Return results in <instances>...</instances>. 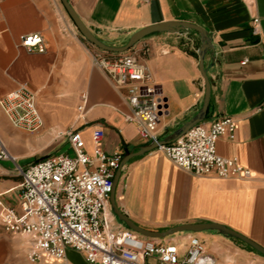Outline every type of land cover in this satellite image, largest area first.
<instances>
[{"label": "crops", "instance_id": "1", "mask_svg": "<svg viewBox=\"0 0 264 264\" xmlns=\"http://www.w3.org/2000/svg\"><path fill=\"white\" fill-rule=\"evenodd\" d=\"M67 2L80 21L111 46L123 45L140 29L168 21L192 23L209 35L214 53L204 60L211 85L204 124L222 117L235 120L234 139L219 138L216 153L237 159L250 176L195 177L154 150L121 168L115 204L147 231L213 223L264 249V0ZM254 18L258 20L255 32ZM29 34L40 35L42 53L21 46L20 37ZM144 47L147 53L142 56ZM198 48V37L188 32L150 36L133 48L164 102L158 139L190 120L200 108L203 82ZM93 49L60 0L0 1V99L26 85L36 96L42 119L37 132L27 133L11 126L0 110V140L14 159L0 162V200L5 206L17 208L21 170L52 155L72 156L64 136L67 131L81 135L88 153L96 127L103 131L102 151L107 155L121 153L123 157L126 151L136 152L148 144L138 137L136 125L126 121L131 115L126 87H115L93 66ZM190 236L203 243L214 264H264L263 255L216 231L178 233L161 240L185 245ZM28 247L26 237L0 227V264H30ZM62 264L88 263L82 254L67 249Z\"/></svg>", "mask_w": 264, "mask_h": 264}, {"label": "built area", "instance_id": "2", "mask_svg": "<svg viewBox=\"0 0 264 264\" xmlns=\"http://www.w3.org/2000/svg\"><path fill=\"white\" fill-rule=\"evenodd\" d=\"M252 24L253 31H257L256 18ZM20 43L28 51L43 52L38 34L21 36ZM146 53L144 47L141 55ZM91 60L115 87H126L131 107L126 121L136 125L138 137L146 143L156 141L164 102L138 53L133 48L123 54L94 48ZM0 110L16 129L35 133L42 127L36 96L26 85L3 96ZM235 130V120L222 117L192 127L157 151L175 168L195 177L246 179L250 173L237 159L216 153L217 140L226 137L232 141ZM64 136L72 156L52 155L21 170L16 209L0 200V227L28 239L26 258L30 264H62L67 249L82 254L88 264H214L195 236H190L185 245L150 240L114 221L109 195L122 154L102 151L104 134L100 127L92 132L91 153L78 132L67 131ZM13 160L0 140V162Z\"/></svg>", "mask_w": 264, "mask_h": 264}, {"label": "water", "instance_id": "3", "mask_svg": "<svg viewBox=\"0 0 264 264\" xmlns=\"http://www.w3.org/2000/svg\"><path fill=\"white\" fill-rule=\"evenodd\" d=\"M60 2L63 8L65 9L67 15L75 25L77 31L82 36V38L90 45H92L94 48L104 53H108V54L126 53L132 48H134V46L143 39L159 34H180V33L188 32V33H193L198 37V41H199V48L197 51L198 70L203 82V98L200 108L190 120L180 125L169 135L163 137L162 139H157L156 141H152L142 147H139L136 152H128V151L125 152L120 162V166L118 170L115 172L114 179L112 182V190L109 195V206L112 214L116 217L118 222L123 224L128 230L132 231L138 236L150 240L165 239L167 237L173 236L178 233H199L203 231H216L226 237L244 243L252 250L264 256V249H262L261 247L257 246L250 240L246 239L245 237L239 235L238 233H235L234 231L224 226L213 223H199V224L179 225L176 227L169 228L162 232L147 231L141 229L140 227L135 225L132 221H130L128 217L122 211H120L115 204L114 191L120 176L121 168L124 165H126L133 158L143 156L154 150H157L159 147L174 143L177 139H179L182 135H184L189 129L197 125H201L205 122L210 104L211 85L206 73L204 60L207 54H210L212 56L214 53L211 43V38L209 37V35L201 27L194 25L192 23H188L184 21H168V22L157 23L145 27L143 29H140L135 33H133L128 38L126 43H124L123 45L111 46L103 43L101 40H99L96 37V34L98 33L97 30L86 27L80 21V19L77 17L75 12L68 4L67 0H60Z\"/></svg>", "mask_w": 264, "mask_h": 264}, {"label": "trees", "instance_id": "4", "mask_svg": "<svg viewBox=\"0 0 264 264\" xmlns=\"http://www.w3.org/2000/svg\"><path fill=\"white\" fill-rule=\"evenodd\" d=\"M191 34H193V33H191Z\"/></svg>", "mask_w": 264, "mask_h": 264}]
</instances>
